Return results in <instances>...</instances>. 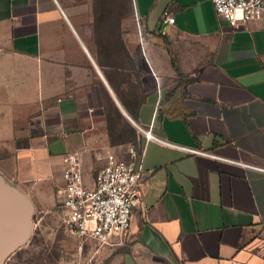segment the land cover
Here are the masks:
<instances>
[{"label":"crops","instance_id":"crops-1","mask_svg":"<svg viewBox=\"0 0 264 264\" xmlns=\"http://www.w3.org/2000/svg\"><path fill=\"white\" fill-rule=\"evenodd\" d=\"M110 101L153 134L139 139L143 204L125 244L73 240L79 253L264 264V20L234 27L212 0H0V173L35 216L6 264H64L65 158L93 187L117 152Z\"/></svg>","mask_w":264,"mask_h":264},{"label":"built area","instance_id":"built-area-1","mask_svg":"<svg viewBox=\"0 0 264 264\" xmlns=\"http://www.w3.org/2000/svg\"><path fill=\"white\" fill-rule=\"evenodd\" d=\"M216 13L234 27L251 20H264V0H212ZM163 24H173L175 16L170 7L162 14ZM147 138L151 129L139 128ZM190 153L216 156L200 149L185 148ZM128 156L121 158L109 153L106 163L89 187L84 179L78 155L65 158L64 197L66 210L63 224L79 251L88 240L100 246H120L126 243L135 210L143 204L145 173L143 151L129 147Z\"/></svg>","mask_w":264,"mask_h":264},{"label":"water","instance_id":"water-1","mask_svg":"<svg viewBox=\"0 0 264 264\" xmlns=\"http://www.w3.org/2000/svg\"><path fill=\"white\" fill-rule=\"evenodd\" d=\"M32 224L31 205L0 175V264H6L8 257L28 238Z\"/></svg>","mask_w":264,"mask_h":264},{"label":"rangeland","instance_id":"rangeland-1","mask_svg":"<svg viewBox=\"0 0 264 264\" xmlns=\"http://www.w3.org/2000/svg\"><path fill=\"white\" fill-rule=\"evenodd\" d=\"M137 129V139L134 140L133 136L130 134L128 127H124V125H118V131L116 132V137L118 140L113 141V143H117L114 146L117 152H114L121 158H126L128 156L127 151L129 147L134 146L138 151H141L139 144V139L143 136V132L135 126ZM119 137H121L119 139ZM2 176V174L0 173ZM3 177V176H2ZM10 186L14 187L12 184L8 183ZM33 216V222H34ZM61 231H63L62 235L59 236L60 243L63 244V247L68 249V251L59 252L57 248H52L51 250H55V259L61 260L64 264H92L93 259L90 256H84L79 253V251L74 247V241L69 232L66 230L64 224L60 227ZM44 258L48 256L45 254Z\"/></svg>","mask_w":264,"mask_h":264},{"label":"trees","instance_id":"trees-1","mask_svg":"<svg viewBox=\"0 0 264 264\" xmlns=\"http://www.w3.org/2000/svg\"><path fill=\"white\" fill-rule=\"evenodd\" d=\"M110 107H112V116H108L110 119V132H111V138L112 141L118 140L116 135V132L118 131V125H124V127H128V130L130 132V134L133 136L134 140L137 139V129L130 124L129 122H122L124 120L122 114L120 113V111L113 105V102L110 101ZM125 121V120H124ZM121 137H119L120 139ZM141 142V140L137 143L139 144ZM142 146H140V149H142L143 147V143L141 144Z\"/></svg>","mask_w":264,"mask_h":264}]
</instances>
